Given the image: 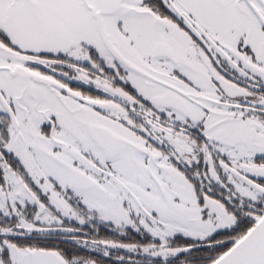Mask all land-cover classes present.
<instances>
[{"label":"snow or ice","instance_id":"6c2138e0","mask_svg":"<svg viewBox=\"0 0 264 264\" xmlns=\"http://www.w3.org/2000/svg\"><path fill=\"white\" fill-rule=\"evenodd\" d=\"M0 264H264V0H0Z\"/></svg>","mask_w":264,"mask_h":264}]
</instances>
